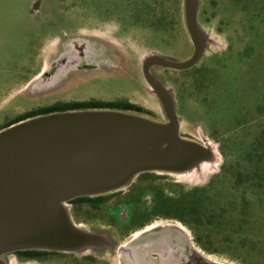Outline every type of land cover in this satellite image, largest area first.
Wrapping results in <instances>:
<instances>
[{"label":"rangeland","instance_id":"obj_1","mask_svg":"<svg viewBox=\"0 0 264 264\" xmlns=\"http://www.w3.org/2000/svg\"><path fill=\"white\" fill-rule=\"evenodd\" d=\"M196 24L203 44L198 62L186 70L152 66L150 73L170 96L178 136L207 149L202 159L182 172H144L156 178L141 183L139 200L129 202L143 173L134 175L128 185L98 195L111 198L87 221L75 220L70 202L62 203L73 225L96 239H83L78 251H50L57 254L43 261L8 253L2 264H185L191 251L197 264L201 257L244 264L203 251L176 220L153 218L141 229L132 221L150 208L154 189L174 196L180 187L206 185L264 128V0H196ZM192 53L183 0H0V127L55 103L117 100L144 111L123 113L166 123L142 63L150 56L183 62Z\"/></svg>","mask_w":264,"mask_h":264},{"label":"water","instance_id":"obj_2","mask_svg":"<svg viewBox=\"0 0 264 264\" xmlns=\"http://www.w3.org/2000/svg\"><path fill=\"white\" fill-rule=\"evenodd\" d=\"M183 6L193 43L191 57L175 62L150 56L142 63L166 123L122 111L79 110L35 116L0 130V264L8 253L73 252L85 239L95 240L73 225L62 203L119 189L136 174L182 172L194 159H202L204 147L178 136L170 96L149 70L152 66L186 70L200 59L203 44L196 0H183Z\"/></svg>","mask_w":264,"mask_h":264},{"label":"trees","instance_id":"obj_3","mask_svg":"<svg viewBox=\"0 0 264 264\" xmlns=\"http://www.w3.org/2000/svg\"><path fill=\"white\" fill-rule=\"evenodd\" d=\"M175 1L180 3V0ZM135 14L136 18L142 17L140 9ZM154 16L160 20L155 13ZM158 22L154 21L152 25ZM87 109L144 112L126 100L55 103L19 115L1 126L0 130L35 116ZM220 152L225 158V154ZM155 178L150 173L139 175L138 183L131 185L127 200L137 202L142 192L140 184ZM153 192L150 208L133 216V223L138 224L136 227L144 226L153 218L176 220L191 231L194 242L203 251L209 254L227 253L244 264H264V128L252 138L234 162L225 161L219 173L210 178L206 185L188 190L180 187L174 196L166 195L161 188ZM110 198L111 195H105L71 200L74 219L83 218L87 221L95 217L99 208ZM56 254L41 250L14 253L19 259L36 261ZM82 260L87 262L92 259Z\"/></svg>","mask_w":264,"mask_h":264},{"label":"bare ground","instance_id":"obj_4","mask_svg":"<svg viewBox=\"0 0 264 264\" xmlns=\"http://www.w3.org/2000/svg\"><path fill=\"white\" fill-rule=\"evenodd\" d=\"M207 150V149H206ZM209 153H211V155H214L215 156V159L217 160V153L215 152V150H213V149H209ZM203 163H206V162H203ZM205 165V164H204ZM209 165V167L211 168V167H213V162L212 163H209L208 164ZM203 167H205V166H203ZM203 167L201 166V168H200V170H192V172H193V174H196V171H201V170H203ZM200 174V173H199ZM180 229V228H179ZM181 230V229H180ZM182 231V230H181ZM183 232V231H182ZM184 233V232H183ZM185 234V233H184ZM96 235H98V234H95V236ZM186 235V234H185Z\"/></svg>","mask_w":264,"mask_h":264},{"label":"flooded vegetation","instance_id":"obj_5","mask_svg":"<svg viewBox=\"0 0 264 264\" xmlns=\"http://www.w3.org/2000/svg\"><path fill=\"white\" fill-rule=\"evenodd\" d=\"M150 70V69H149ZM70 202V201H69ZM70 206H71V204H70ZM72 207V206H71ZM140 229H141V227H140ZM155 257V256H154ZM149 257H147V259H148ZM147 259H145V260H147ZM197 258L196 257H194L193 256V253H192V251H191V253H190V255L188 256V258H187V260H186V263L185 264H197V260H196Z\"/></svg>","mask_w":264,"mask_h":264}]
</instances>
